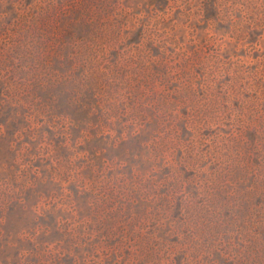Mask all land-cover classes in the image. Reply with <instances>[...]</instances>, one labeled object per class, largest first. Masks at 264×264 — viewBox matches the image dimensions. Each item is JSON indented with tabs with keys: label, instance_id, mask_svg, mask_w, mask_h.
Listing matches in <instances>:
<instances>
[{
	"label": "rangeland",
	"instance_id": "rangeland-1",
	"mask_svg": "<svg viewBox=\"0 0 264 264\" xmlns=\"http://www.w3.org/2000/svg\"><path fill=\"white\" fill-rule=\"evenodd\" d=\"M0 264H264V0H0Z\"/></svg>",
	"mask_w": 264,
	"mask_h": 264
}]
</instances>
